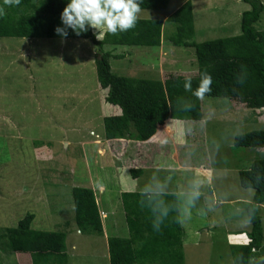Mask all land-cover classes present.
Wrapping results in <instances>:
<instances>
[{
    "label": "rangeland",
    "instance_id": "obj_1",
    "mask_svg": "<svg viewBox=\"0 0 264 264\" xmlns=\"http://www.w3.org/2000/svg\"><path fill=\"white\" fill-rule=\"evenodd\" d=\"M186 1L170 0L161 10L140 9L137 18L164 21L162 43L117 46L112 53L125 56L110 58L112 70L151 79L165 78L172 70L196 72L195 49L167 38L175 31L167 17ZM190 1L195 42L240 34L242 13L251 7L243 0ZM256 27L264 29V10ZM97 52L84 38H0V227L16 226L31 212L33 229L66 234L70 264H110L108 235L128 236L120 193L175 192L185 231V264H234L230 246L247 241L250 223L244 205L254 195L253 189L241 186L239 172L264 158V151L235 148L233 138L264 129V113L236 110L229 99L206 97L204 130H199L200 121H191L189 137L182 127L172 130L165 123L147 142L105 140L103 118L112 107L105 103L97 78ZM161 140L174 149V163L159 146ZM175 147L203 165H188ZM133 167L143 168V175L133 179ZM75 186L99 192L101 211L108 210L102 214L104 223L108 217L120 225L117 230L107 227V241L103 235L78 230L71 194ZM193 192L199 193L194 200ZM259 214L264 233V204ZM0 261L34 264L28 253L11 252L3 240ZM254 261L264 264L261 258Z\"/></svg>",
    "mask_w": 264,
    "mask_h": 264
},
{
    "label": "trees",
    "instance_id": "obj_2",
    "mask_svg": "<svg viewBox=\"0 0 264 264\" xmlns=\"http://www.w3.org/2000/svg\"><path fill=\"white\" fill-rule=\"evenodd\" d=\"M169 1L141 0L140 9L161 10ZM243 1L251 7L242 13L241 33L234 36L193 41L195 16L190 0L167 17L168 22L175 24V31L167 36L169 41L176 46L195 49L198 69L190 75L188 71L178 70L168 71L167 77L159 79L117 74L112 70L110 58L125 55L112 51L121 45L159 46L164 21L137 18L134 28L115 35L105 34L101 40L96 39L91 28L80 35L69 29L67 37L62 38L54 29L61 26L60 13L67 0H20L15 6L5 5L4 0H0V8L5 12L0 17V38H19L24 42L40 37L84 38L95 44L98 47L95 56L97 78L105 91V103L112 107L109 115L103 118L105 140L147 142L156 135L158 125L165 122L172 130L182 127L188 136L191 121H200L199 130H204L201 122L205 120L206 97L229 99L236 110L244 107L258 112L256 114L264 113V29L256 27L264 5L261 0ZM202 73L210 75L212 83L210 91L198 99L192 91L198 87ZM186 79H191L189 91L183 87ZM199 138L204 142L203 131H199ZM163 143L161 140L159 146L174 163L171 159L174 149L166 148ZM232 146L264 151V129L236 134ZM175 148L188 165H203L202 161L190 160L181 149ZM143 172L141 167L130 169L133 179L141 177ZM239 179L243 188L254 190V195L252 201L244 205L245 217L250 223L247 241L230 246L233 263L261 264L254 260L264 259V233L259 214V205L264 204V158L254 160L248 169L241 170ZM71 194L78 230L103 235L96 190L89 186H75ZM120 199L128 236L108 237L110 264H185V231L180 221L177 193L124 191L120 193ZM34 218L33 213L27 212L16 226L0 227V240L11 252L28 253L34 264H70L66 234L35 230L32 228ZM0 264L4 263L0 261Z\"/></svg>",
    "mask_w": 264,
    "mask_h": 264
},
{
    "label": "clouds",
    "instance_id": "obj_3",
    "mask_svg": "<svg viewBox=\"0 0 264 264\" xmlns=\"http://www.w3.org/2000/svg\"><path fill=\"white\" fill-rule=\"evenodd\" d=\"M140 2L141 0H67L60 13L61 26H57L54 31L60 37L66 38L69 29L80 35L91 28L98 30L94 33L97 40H101L105 34L126 32L136 26ZM4 3L15 6L20 0H4ZM4 14V9L0 8V17ZM211 83V76L202 73L198 87L192 91V95L198 99L203 98L210 91ZM183 87L186 91L191 90V79H186ZM198 195V192H193L192 199Z\"/></svg>",
    "mask_w": 264,
    "mask_h": 264
},
{
    "label": "crops",
    "instance_id": "obj_4",
    "mask_svg": "<svg viewBox=\"0 0 264 264\" xmlns=\"http://www.w3.org/2000/svg\"><path fill=\"white\" fill-rule=\"evenodd\" d=\"M104 187L103 186H101V191H102V189H103ZM129 191H133V190H129ZM98 193L99 192H97L96 191V195L98 196ZM101 193V192H100ZM105 211V213H106V211H108V210H106V209H104ZM100 212H101V216H102V214L104 213L103 212V210L101 211V208H100ZM103 218V217H102ZM122 220H124V219H122ZM102 223H103V230H104V238H105V240L107 241V234H106V232H107V227H108V229L109 230H117V229H119V228H117V226H120V225H118L117 223H115V222H113V221H111L110 222V220L108 219V217H107V221H106V223H104V221H103V219H102ZM126 225V224H125ZM110 235H108V237H109ZM75 248H76V246H74ZM105 254V256H106V253H104ZM107 257V256H106ZM109 259H110V257H109Z\"/></svg>",
    "mask_w": 264,
    "mask_h": 264
}]
</instances>
